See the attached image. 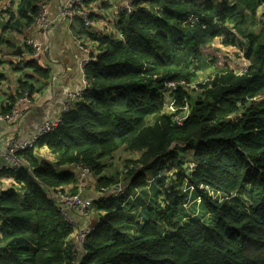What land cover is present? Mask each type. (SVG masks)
<instances>
[{
    "label": "trees",
    "instance_id": "obj_1",
    "mask_svg": "<svg viewBox=\"0 0 264 264\" xmlns=\"http://www.w3.org/2000/svg\"><path fill=\"white\" fill-rule=\"evenodd\" d=\"M5 1L14 33L35 22L42 3ZM262 9L264 0H135L134 13L119 14L121 38L100 41L81 102L21 153V169L0 172L20 186L0 193V264H264ZM23 62L20 91L30 97L51 72ZM169 96L187 116L181 126L165 112ZM45 147L57 163L38 156ZM123 148L139 158L126 164L124 192L95 203L100 219L78 252L52 193L78 183V172L65 168L76 165L89 168L100 189L116 187L119 176L106 175L104 161ZM152 185L154 203L139 213L144 204L131 196L148 199ZM243 193L245 203L235 198ZM189 194L201 199L207 222L184 213Z\"/></svg>",
    "mask_w": 264,
    "mask_h": 264
},
{
    "label": "crops",
    "instance_id": "obj_2",
    "mask_svg": "<svg viewBox=\"0 0 264 264\" xmlns=\"http://www.w3.org/2000/svg\"><path fill=\"white\" fill-rule=\"evenodd\" d=\"M41 1L47 6L49 21L55 22L51 43L44 57L47 70L51 72V78L47 81L34 82L35 92L29 97L28 102L21 101L24 97L21 96L19 84L27 71H21L18 69V65L22 62V58L24 61L31 59L29 58V49L23 44L24 39L31 38L40 42L42 30L34 23L22 29L21 33L9 32L6 26H0V41L3 40L0 42V110L13 105V111L15 110L18 114L16 122H0V137L5 145L7 143L21 144L30 140L46 122L60 115L69 93H78L84 90V76L80 69V63L86 58V54L80 49L78 43L82 42L96 55L102 39L108 37L121 38L118 28L120 15L117 10L118 7L120 8L132 0H90L84 7V10L90 13L93 23L90 29L85 28L83 18L80 15H77L73 20L59 18L58 7L69 3L71 0ZM19 48L22 50V55L17 53ZM203 79L201 75L200 81ZM198 92L201 93L199 90ZM199 94H195V98ZM165 112L179 115L172 97L167 98L165 102ZM183 115L186 116L185 113L179 116ZM36 152L40 158L53 164L58 161V157L51 154L47 147L38 149ZM138 158V153L130 152L125 148L121 149L104 161L107 165L106 175L109 177L119 176L120 178L126 169L127 162ZM65 168L78 172V183L70 188L58 189L56 193L60 191L65 194H78L95 203L105 196L100 192L99 178H96L94 174H83L78 170L77 165L66 166ZM4 170L6 169H2L0 172ZM2 178L0 180V193L12 187L20 188L11 178ZM74 190L76 193H72ZM52 194L55 195L54 192ZM131 197L140 201L139 198L142 195L137 193ZM142 200L144 205L139 208V213H142L144 206L154 203L153 185L148 199L143 198ZM61 203H64L63 200ZM69 215L74 224V233L70 238V243L77 248L79 245L78 233L88 226L91 220L76 210H71ZM96 217L98 216L96 215ZM96 217L92 224L97 225L100 218Z\"/></svg>",
    "mask_w": 264,
    "mask_h": 264
},
{
    "label": "built area",
    "instance_id": "obj_3",
    "mask_svg": "<svg viewBox=\"0 0 264 264\" xmlns=\"http://www.w3.org/2000/svg\"><path fill=\"white\" fill-rule=\"evenodd\" d=\"M88 0H71L69 3L65 5H61L58 7V12H59V18H65L68 20H73L77 15H80L83 18L84 21V26L87 29H90L92 27V20L90 18V13L86 12L84 10V7L86 6ZM11 6V1H5L0 3V24L3 22L8 23L10 20V15L6 13V10ZM118 14L121 13H134L135 12V0H132L126 5L121 6L120 8L118 7ZM188 22L192 24H197L198 19L191 18L188 20ZM35 26H39L42 30V40L40 42H36L35 40L31 38H25L23 41V44L25 45L26 48L29 49V58L35 60L37 64L47 70V66L44 62V57H45V52L47 48L50 46L51 43V37H52V32L54 29L55 22H50L48 17H47V6L43 3H41L40 6V12L39 15L37 16L35 22ZM1 26V25H0ZM80 46V49L86 54V58L81 61L80 63V69L81 72L84 76L83 79V86L84 90L87 87V80L85 78V68L86 66L93 60V53L92 51L86 47L82 42L78 43ZM18 69L23 70L25 69V63L22 62L18 65ZM168 89L170 92H176L178 90V85L177 84H170ZM83 90V91H84ZM82 92L78 93H69L67 96V99L65 101L64 107L62 112L58 117L55 119H52L48 122H46L40 130L28 141L21 143V144H14V143H7L6 145L3 144V141L0 137V158H4L7 161L11 162V166L7 167L6 170H16V169H21L26 163L23 158H21V153L28 149H32L36 146L37 142L44 136L47 135L51 132H53L58 126L61 124L62 118L64 113L68 112L69 110L73 109L76 103L81 102L82 98ZM169 96L168 98H170ZM22 102H28L29 101V96H25L22 100ZM18 118L17 112L12 110L11 113L9 114H2L0 113V122H16ZM187 116H176L174 118V122H176L178 125H182L184 121L186 120ZM78 170H80L83 174H91V170L87 167L77 165ZM191 169L195 168V165L192 164L190 166ZM129 169H125L121 177L124 178L125 174H127ZM166 173V172H165ZM160 174L159 178L165 177L166 174ZM120 177V178H121ZM173 177V176H172ZM172 181H175V178L172 179ZM151 183L153 182V179L150 181ZM206 191H208V188H201ZM100 192L104 195L108 194H114L116 193V196H120L124 192V186L122 183H119L116 187L111 188L110 190H105V189H100ZM210 196H212L214 199L218 198L219 195L215 194L214 192H210ZM54 198L58 200H63V212L64 215L66 216L67 220L74 226L72 220L70 219V211L71 210H76L78 213H80L82 216L87 217L88 219L91 220L90 224L83 228L82 230L79 231L78 233V239H79V245L76 248L78 252H82L84 249V245L87 241V238L90 236V234L94 231L95 229V224H92L94 221V218L96 217V212L95 214L93 213V210L95 211V202L90 200V199H85L82 196L76 194V195H71V194H65L62 192L55 193L53 195ZM197 202L201 204V199L198 198ZM198 204V205H200Z\"/></svg>",
    "mask_w": 264,
    "mask_h": 264
},
{
    "label": "rangeland",
    "instance_id": "obj_4",
    "mask_svg": "<svg viewBox=\"0 0 264 264\" xmlns=\"http://www.w3.org/2000/svg\"><path fill=\"white\" fill-rule=\"evenodd\" d=\"M262 10H264V9H262ZM207 57H208V55H207ZM208 59L209 60H213V58H208ZM234 62H236V61L234 60ZM239 66L240 67H237V69H242L243 68L241 65H239ZM208 74H210V73H204V75H202L203 78L206 79V82L208 81L207 79L209 78ZM196 84H197L196 88H193L191 90V92L193 93V96L195 94H199L198 91H195L199 87L198 86L199 83L197 82ZM192 155L193 154L191 152H189V151L185 153V157L188 158V160H190L192 158ZM0 170H2V168ZM194 170L195 169H191V172H193ZM165 174L167 176V173H165ZM174 178L175 177L173 176L172 179H174ZM118 181H119V183H122L123 177L119 178ZM185 190H186V187H185ZM235 198H237L239 201H241L243 203H245L247 201V199H248L247 193H243L240 196L239 195H235ZM142 199H143L142 197L139 198L140 201H143ZM189 200H190V202H189L190 204H188V207L184 209V213L187 214V216H191V217H193L194 215L198 214V216L195 217V218H203L207 222L208 221V215L205 214L203 206L201 205V207H199V209L197 210V205L196 204H200V203H198L197 201H193V199L191 198L190 194H189ZM140 207H143V206L141 205ZM93 213L95 214L94 210H93ZM123 231H125V230H123Z\"/></svg>",
    "mask_w": 264,
    "mask_h": 264
},
{
    "label": "water",
    "instance_id": "obj_5",
    "mask_svg": "<svg viewBox=\"0 0 264 264\" xmlns=\"http://www.w3.org/2000/svg\"><path fill=\"white\" fill-rule=\"evenodd\" d=\"M7 25V23L3 22L1 24V26L5 27ZM19 55H22V50L19 48L18 49V52H17ZM11 166V162L7 161L6 159L4 158H0V169H6L7 167H10Z\"/></svg>",
    "mask_w": 264,
    "mask_h": 264
}]
</instances>
